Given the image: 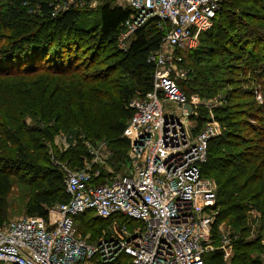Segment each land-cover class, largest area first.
<instances>
[{"label":"trees","instance_id":"obj_1","mask_svg":"<svg viewBox=\"0 0 264 264\" xmlns=\"http://www.w3.org/2000/svg\"><path fill=\"white\" fill-rule=\"evenodd\" d=\"M69 1L0 0V226L8 219L12 194L28 217L46 219L48 209L68 202L54 161L80 169L91 160L87 145L96 144L123 160L129 148L123 137L131 116L128 103L151 89L147 57L162 38L155 23L137 30L120 50L117 39L130 15L127 9L104 3L91 23L83 16L93 10ZM224 4L199 46L182 56L188 75L177 85L188 98L206 100L225 85L231 87L224 91L226 106L214 110L223 129L208 143L201 171L216 185L215 227L227 220L237 237L230 264H263L251 255L261 251L259 237L250 242L244 237L246 213L262 214L264 208V0ZM235 28L242 30L235 34ZM78 52L88 56L80 59ZM245 75L256 89L241 92L235 86ZM241 98L248 101L237 103ZM197 112L192 116L195 132L206 120L202 109ZM59 137L68 142L60 152L54 145ZM95 170L100 177L98 165ZM123 222L118 218L114 227ZM111 224L112 219L95 218L89 211L74 218L75 228L93 243L103 233L109 236L105 227ZM220 253L205 255V263L223 264ZM120 261L131 263L120 254L107 264Z\"/></svg>","mask_w":264,"mask_h":264},{"label":"built area","instance_id":"obj_2","mask_svg":"<svg viewBox=\"0 0 264 264\" xmlns=\"http://www.w3.org/2000/svg\"><path fill=\"white\" fill-rule=\"evenodd\" d=\"M107 2L130 12L118 49L125 50L136 31L151 22L162 34L159 48L147 57L151 89L128 103L131 116L123 132L129 142L128 172L97 182L98 170L89 173L54 161L68 202L48 209L46 219L24 216L0 226L1 264H107L120 254L130 264H206L205 255L226 256L231 250L224 236L220 246L214 245L216 185L201 171L218 127L208 121L194 131L192 116L205 103L197 95L188 98L177 85L188 75L177 70L182 55L198 47L220 0H71L68 5L92 11ZM98 150L87 145L90 167L97 165ZM88 211L112 219L111 227L118 218L124 222L117 233L90 245L74 225V218ZM256 216L264 264V208Z\"/></svg>","mask_w":264,"mask_h":264},{"label":"rangeland","instance_id":"obj_3","mask_svg":"<svg viewBox=\"0 0 264 264\" xmlns=\"http://www.w3.org/2000/svg\"><path fill=\"white\" fill-rule=\"evenodd\" d=\"M52 1H56V0H52ZM225 1H228V0H220L218 12H219V10L222 9V6L225 5L224 4ZM110 6H115V5H114V3L110 2ZM57 7L58 8L62 7V4H59ZM80 9H82V8H80ZM98 17H99L98 11L93 10L92 12L85 13V15L83 16V19L92 23L93 21L95 22L96 20H98ZM216 23H218L217 20H216ZM235 27H237V26L235 25ZM240 31L238 30V28H235L234 33L236 34ZM202 39L204 40L205 36ZM203 40L200 42V47L204 45ZM187 54L188 53H184L183 55L186 56ZM103 55H104V53L102 52V56ZM87 56H88V54L78 52V57L80 59H84V57H87ZM213 59L215 61H219L218 57L213 58ZM223 61H226V60H223ZM186 67H187V65L185 62L184 64L178 66L177 70H181V69L187 70ZM239 81H241V82L236 84L235 86L239 87L241 92L247 91L250 88L256 89L255 86L253 87V85L250 82H248L247 75L242 76L241 80H239ZM254 85H256V84H254ZM235 86H233V87H235ZM230 88H231L230 86L225 85L221 90L215 91L213 98L208 99V100L203 99V102L205 103L206 107L202 106V107L197 108V110L202 109L203 112L200 114L206 117V120L203 123L202 127L208 121H210L212 123H216L217 127H218V133L220 134V132L222 131L223 128L221 127L220 123L215 120L214 110H216L219 107L226 106L225 102L223 101L224 91H226ZM257 95L256 96L259 97V94H257ZM139 98H142V97H139ZM259 99H257V101H259ZM243 101H248V98H241L238 100L237 103H242ZM168 106H171V105H168ZM209 117H211L212 119ZM61 138L64 139V137L56 138L55 144H54L55 147L57 148V151H59V152L62 151L63 149H66L68 146V142H65ZM98 147H101V149L98 150ZM93 148L95 150H98V151H96L97 152L96 156L98 158V159L96 158V163H97L98 167L101 169V174H100L101 178L100 177L97 178V182H104L105 179H110V177L123 175V174H126L128 172V168H127V164H126V158H125L127 156V151H126V154H125L123 160H118V158L115 157L114 155H112L111 150L109 148L105 147V145L96 144V146H93ZM104 152H106V153H104ZM70 168L74 169V167H70ZM81 169L90 173V171H91L90 169H92V167H90V165L88 163H85L84 166L81 167L79 170H81ZM252 212L246 213L247 217H246L245 226L248 229V232H247L246 236L244 237V240L248 241V242L252 241L256 236L261 235V231L259 229L260 228L259 223L256 220V217H257L256 212H254V211H252ZM24 216H25V214L23 212L22 204H21L19 197L17 196V194H12V196L9 198L8 219L6 221H4V223L14 222V221H16V220H18ZM77 224H75V225L77 226ZM105 229L108 230L109 236L111 234H115L118 232V226L117 227L108 226V228L105 227ZM231 233H232V230H231V227L228 225L227 220H224L222 223L216 225V227H215V236L216 237L214 239V245L220 246L221 238L224 236L226 241L229 243V247L231 248L230 252L229 253L227 252L226 256H225L224 252L220 253V260L223 264H230L232 261L233 255H234L232 243L234 240L237 239V237ZM76 234L78 237L85 240L87 244H90V245H91V243L94 244L93 243L94 240H92L90 238V235L88 233L85 234V231H83L82 229L76 227ZM231 235H233L234 237ZM105 236L108 237V234L105 235V233H103L100 238H106ZM227 249H225V250H227ZM257 252L258 251H256V250H252V252H251L252 257H256V255L259 256L260 253H257ZM120 262H121L120 264H123L122 261H120Z\"/></svg>","mask_w":264,"mask_h":264}]
</instances>
